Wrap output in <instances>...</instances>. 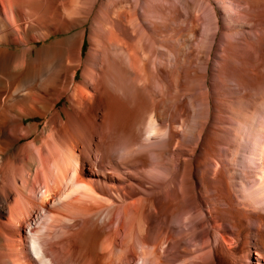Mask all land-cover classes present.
<instances>
[{
  "label": "rangeland",
  "instance_id": "374dc122",
  "mask_svg": "<svg viewBox=\"0 0 264 264\" xmlns=\"http://www.w3.org/2000/svg\"><path fill=\"white\" fill-rule=\"evenodd\" d=\"M77 8L79 11L75 9L74 13L77 11L80 17H76L78 13L73 16L84 26L75 23V17L71 16L76 27L73 24L71 32L54 35L48 42H61L57 43L59 47L79 50L76 55L79 62L73 61L77 63L76 81L88 96L94 91L91 78H98L99 74L115 94L112 99L106 97L101 87V98L96 95L85 100L80 114L88 125L102 124L115 117L121 131L125 128L118 135L120 147L114 151L120 153L114 155V166L101 162L98 144L102 143V136L97 129L90 137L81 138L76 132L72 119L76 111L69 94L58 98L56 94L50 96L49 92L38 90V95L17 110L10 109L6 124L18 120L19 113L29 114L17 127L16 132L23 136L20 142L12 145L11 135L12 146L7 144L11 154L9 151L0 154V194L11 192V196L6 193L10 196L9 207L0 211V251L13 247L21 250L31 233H35L49 257L56 264H65L71 249L75 251L71 254L80 255L83 235L99 231L88 219L95 220L98 216L100 223L105 215L100 224L105 222L102 224L105 232L117 234V242L115 252H107L109 259L104 257L107 253L103 257L113 258L114 264H141L132 250L144 233L150 238L149 251L163 247L161 263L257 264L258 237L264 233V0H80ZM83 9L90 10L84 14ZM67 38L71 44H66ZM42 44L44 41L38 42V46ZM63 52L61 57L58 55L59 62L57 55L54 58L52 63H58L51 71L61 70L65 57L74 64L68 53ZM109 55L117 57L110 74ZM254 65L260 66L259 76L252 68ZM135 73H145L148 80L134 85L127 75L130 78ZM51 74L40 79L38 87L42 88ZM83 78L85 82L81 83ZM43 95L50 96L46 103L51 104V109L42 103ZM108 107L112 108L110 114L106 111ZM140 112L144 115L140 116ZM137 114L140 122L132 121ZM50 117H54L52 124ZM147 123L153 127L148 129ZM31 124L35 125L30 127ZM28 125L31 132L26 130L27 133ZM126 127L141 133L129 152L136 157L130 163L121 160L126 156V145L121 144L128 137ZM50 147L56 149L52 151ZM61 147H65L63 152ZM12 149L20 150L21 160H15ZM31 149L37 155L34 159L29 155ZM38 152L39 155L50 152L48 156L52 158L48 164L51 171L46 175H52L55 183L50 184L52 191L45 201L41 187L47 177L36 172L41 156ZM75 157L81 163L79 181L92 183L99 194L95 200L106 205L103 209L89 206L95 200H83L78 193L58 200L68 188L65 179L72 175ZM18 167L24 169L18 170L21 174L29 176L25 194L19 186L22 177L15 171ZM180 172L187 173L185 178H181ZM24 198L25 202L33 200V204L27 202V207L24 206V201L21 202ZM225 211L235 213L233 218L237 220H224L220 212ZM164 238L168 240L162 245ZM82 252L90 256V264H100L95 262L98 259L92 251ZM79 255L73 254L74 260L67 263L78 264ZM27 257L25 263L38 264ZM15 258H11L15 263L20 261ZM149 259L145 264H155L157 257L150 254ZM12 261L9 263L15 264Z\"/></svg>",
  "mask_w": 264,
  "mask_h": 264
},
{
  "label": "bare ground",
  "instance_id": "6f19581e",
  "mask_svg": "<svg viewBox=\"0 0 264 264\" xmlns=\"http://www.w3.org/2000/svg\"><path fill=\"white\" fill-rule=\"evenodd\" d=\"M80 1V0H79ZM78 0H0V154L1 153H5L7 151H9V146L7 144H9V139L11 137V135H13V138L11 137V142L12 145L13 143H16L19 141V139L21 137H23L22 135H19L16 131L18 130L17 127L18 125H20L21 122H23V120L26 118V116L29 114V112L27 113V115H25L24 113H19V119L16 120L15 122L12 121L9 124H6L7 121V116H9L8 111L13 108L16 107V110L18 108L19 105H21L22 103H24L26 100H29V98H33L34 95L37 94L38 90H44V94L45 92L48 93L49 95L52 94H56V96H58V98H61V96H63L64 94H69V98L71 100V104L73 106V108L76 111V115L72 117L73 120H75V130L76 132L81 136H88L90 137L91 135L94 134L95 129L99 130L100 132V137L102 136V143L98 144V148L101 150V162L104 164L105 162H109L112 164V166H114V161L113 159H115L117 156V154L119 153H114V151H116L119 147H120V142L118 140V135L122 132H124V129L121 131V127L120 125H118L117 123H115V117H113L110 121H106L104 120L102 124H98L95 122H92V125H88V122H86L82 116V114H80L82 108H83V104L84 101L87 100L88 98H94V96L98 95V97L100 96L101 98V87H103V93L107 96H110L111 99L114 98V93L110 90V87H108L107 85H105V83L103 82V79L101 77V74H99L98 78H95L92 76L91 81L92 84L94 85V91L92 93H90L91 96H88L85 91H83L80 87H79V82L77 83L76 81V76H77V71H76V65L77 63H74L76 60L78 61V59L76 58L77 55V51L79 50H75L73 49V47H59L58 44H60L59 42H48L52 36L60 34V33H66L69 32L72 27H76L72 20L71 22V16H73L74 10L77 9L79 11V9L77 8V4L79 2ZM262 1V0H261ZM79 6V5H78ZM79 8H83V7H79ZM85 8V7H84ZM256 9V8H255ZM90 10V9H89ZM86 10L84 11L83 9V13L87 14ZM82 11V10H81ZM76 13H78L77 11H75ZM91 12V11H90ZM74 13V14H76ZM80 13V14H83ZM259 13V12H258ZM90 14V13H89ZM88 14V15H89ZM229 14V13H228ZM79 15V13H78ZM230 15V14H229ZM84 16V15H83ZM76 17H80L76 16ZM75 17V19H76ZM71 18V19H70ZM82 18V16H81ZM84 18H86L85 20H87V16ZM83 18V19H84ZM95 18V17H93ZM78 19V18H77ZM77 19L75 20V23L77 21ZM97 19V18H95ZM99 20V19H98ZM231 20V19H230ZM97 21V20H96ZM80 22L82 24V21H77ZM85 22V21H84ZM100 23V22H99ZM97 21V24H99ZM74 24V25H73ZM80 24V25H81ZM73 25V26H72ZM79 25V26H80ZM84 26V23L82 24ZM73 27V28H74ZM78 28V27H77ZM74 30V29H73ZM82 30V29H81ZM211 31V30H210ZM71 32V31H70ZM209 32V31H208ZM76 34V33H75ZM77 35V34H76ZM75 35V36H76ZM74 36V37H75ZM82 37V36H81ZM81 37L79 39H77V41L79 42ZM72 38V37H71ZM40 41H44V44H42V46H38V42ZM67 43H70V40L67 38L64 40ZM65 42L63 44H65ZM72 42V41H71ZM71 44V43H70ZM74 44H77L74 42ZM235 44V43H234ZM16 46V47H15ZM65 46V45H64ZM70 46V45H68ZM78 48V45H75ZM74 46V47H75ZM80 46V45H79ZM65 48V49H64ZM206 49V48H205ZM66 51L68 53V56L70 57L71 62H73L74 67H72L73 65H71L70 63H68V60L65 59L67 57H65L63 59V64L61 65V70L59 71H51L52 66L58 61L59 62V58L61 57V52ZM64 52L62 53L64 55ZM118 52V51H117ZM139 52V51H138ZM60 54V55H59ZM134 54V53H133ZM58 58V55L60 56L58 58V60L53 64L52 62H54V58L56 57ZM62 55V56H63ZM71 55H73L74 57H72ZM116 56V55H115ZM135 55H131V57ZM64 57V56H63ZM111 55L108 56V58H110ZM114 55L112 56V58L109 59V68L111 69L110 71H108V73L112 70V66L117 64L116 58L114 57ZM137 57V56H136ZM74 58V59H73ZM138 58V57H137ZM256 58V57H255ZM69 59V58H68ZM139 59V58H138ZM184 59V58H183ZM133 61H135L132 58ZM76 61V62H77ZM140 61V60H139ZM57 62V63H58ZM79 62V61H78ZM138 62V61H137ZM56 63V64H57ZM71 65V66H69ZM79 66V65H78ZM255 66V65H254ZM117 67V66H116ZM115 67V68H116ZM56 68V67H55ZM59 68V67H58ZM137 68V67H136ZM254 68L253 70H257L256 71V76H259L261 74V69L260 66H255L252 67ZM251 68V69H252ZM114 69V68H113ZM57 70V68L55 69ZM251 71V70H250ZM52 73L45 85L40 88L38 87L37 82L40 79L45 78L48 74ZM106 73V74H108ZM109 73V74H110ZM140 73V72H138ZM108 74V75H109ZM134 75V74H131ZM84 78L86 77L85 73H84ZM110 76V75H109ZM126 77V75H124ZM88 77V76H87ZM123 77V75H122ZM129 82L131 81L134 85L136 83L141 84L146 82V80H148L147 76L145 75V73L142 74H136L134 77H130L127 75ZM84 78L82 79L81 83L85 82ZM106 78V76H105ZM117 78V77H116ZM86 79V78H85ZM108 79V78H107ZM109 80V79H108ZM124 80V81H127ZM128 83V82H127ZM84 89V88H83ZM40 92V91H39ZM38 92V93H39ZM89 94V93H88ZM38 95V94H37ZM47 95V94H46ZM51 96V95H50ZM50 96L48 98L44 97V99L42 98V100L47 104L46 102H48V99L50 98ZM117 97L115 96V99ZM37 99V98H36ZM145 99V98H144ZM38 100V99H37ZM39 100L41 101V99L39 98ZM109 100V99H107ZM114 100V99H113ZM117 100V99H116ZM31 101V100H30ZM28 101V102H30ZM58 101V100H57ZM111 102H113L112 100H110ZM115 101V100H114ZM39 103V102H38ZM41 103V102H40ZM28 104V103H27ZM35 104V103H34ZM100 104V103H99ZM25 105V104H23ZM29 105V104H28ZM48 105V104H47ZM49 105H51L49 103ZM47 106V109H51V106ZM46 106V105H45ZM53 106V105H52ZM15 110V109H14ZM16 113V111H14ZM143 110V109H142ZM141 110V111H142ZM151 110V109H150ZM47 110H45L44 112L46 113ZM109 114L112 112V108L108 107L106 110ZM140 111V110H139ZM147 111V110H146ZM153 111V110H152ZM19 112V111H17ZM137 112V111H136ZM31 113H35L32 112ZM47 113H49L47 111ZM107 113V114H108ZM141 113V112H140ZM11 114V113H10ZM17 114V113H16ZM24 114V115H23ZM18 115V114H17ZM139 114H137L135 116V118H131L132 121L136 120ZM144 115V113H143ZM142 113L140 116H143ZM54 116V115H53ZM60 116H62L60 114ZM108 116V115H107ZM151 116V115H150ZM13 116H11L12 118ZM52 117V116H51ZM49 120V123L52 124L51 122L54 121V117L51 118ZM117 117V116H116ZM10 118V117H9ZM17 118V117H16ZM14 118V119H16ZM150 118V117H149ZM53 119V120H52ZM139 119L141 120V117H139ZM145 119V118H144ZM142 119V120H144ZM7 120V121H6ZM52 120V121H51ZM55 122V121H54ZM137 122L138 121L137 119ZM109 123V124H108ZM134 123V122H133ZM132 123V124H133ZM150 123V122H149ZM149 123H147L149 125ZM143 124V123H142ZM22 125V123H21ZM35 125V124H34ZM34 125H30V127L34 126ZM130 126V125H129ZM128 126V127H129ZM132 126V125H131ZM146 126V125H145ZM152 123L151 125H149L147 128L151 129ZM165 126V125H164ZM25 127V126H24ZM150 127V128H149ZM158 127V126H157ZM127 128V127H126ZM135 128V126H134ZM133 127L127 128L128 133H126V135H128L127 140L124 141L121 144L126 145L125 146V150H126V156L121 158L122 161L126 162V163H130L133 162L134 159H136V157H134L133 155H131L129 152H131V150H133V145L136 143L137 138L139 137V135L136 133V130ZM34 129V128H31ZM156 129V128H154ZM152 129V131L154 130ZM30 131L29 125L28 128L26 129L25 127V131ZM147 130V129H146ZM163 130V129H162ZM26 131V132H27ZM35 131V130H34ZM53 131V130H52ZM73 131V130H72ZM148 131V130H147ZM151 130H149L150 132ZM151 131V132H152ZM164 131V130H163ZM27 132V133H28ZM31 132V131H30ZM144 132V131H143ZM150 132V134H151ZM23 134V133H22ZM163 134V133H162ZM26 135V134H25ZM24 135V136H25ZM122 135V134H121ZM161 135V134H160ZM27 136V135H26ZM76 136V135H74ZM124 136H122L124 138ZM52 137V136H51ZM60 137V136H59ZM122 137L120 139H122ZM42 138V137H41ZM50 137H48L49 140ZM53 138V137H52ZM52 138L50 140H52ZM61 138V137H60ZM76 138V137H75ZM74 138V139H75ZM82 138V137H81ZM46 139V138H44ZM55 139V138H54ZM58 139V138H57ZM84 139V138H83ZM43 140V138H42ZM49 140V141H50ZM62 140V138H61ZM39 141V140H38ZM45 141V140H44ZM63 141V140H62ZM20 142V141H19ZM31 142V141H30ZM30 142H29V146H30ZM47 142V141H46ZM53 142V141H52ZM56 142V141H55ZM76 142V141H75ZM101 142V141H100ZM33 143V142H32ZM31 143V145H32ZM65 143V142H64ZM11 144V143H10ZM9 144V145H10ZM46 144V143H45ZM43 144V145H45ZM48 144V143H47ZM46 144V145H47ZM57 144V143H56ZM59 144V143H58ZM67 144V142H66ZM73 144V143H72ZM10 145V146H12ZM39 145V144H38ZM45 145V146H46ZM51 145V144H50ZM55 145V144H53ZM63 145V144H60ZM7 146V147H6ZM36 146V145H35ZM42 146V145H41ZM57 146V145H56ZM59 146V145H58ZM57 146V147H58ZM68 146V145H67ZM14 147V146H13ZM20 147V146H19ZM33 146H30V148ZM38 147V146H37ZM36 147V148H37ZM63 147V146H62ZM61 147V148H62ZM70 147V146H69ZM25 148V147H24ZM29 148V147H28ZM34 148V147H33ZM52 151H54L55 149L53 147H50L49 149ZM61 148L59 149L61 151ZM65 148V147H64ZM64 148H62V152L64 151ZM68 148V147H67ZM11 149V148H10ZM41 147L39 146L38 151H41ZM45 149V148H44ZM15 150L13 152V157L16 159H20V150L18 149H12ZM23 150V148H22ZM121 150V149H120ZM123 150V149H122ZM35 151V148H34ZM33 149H31L29 151V155L34 159V157H37V155L35 156ZM138 151V150H137ZM10 152V153H9ZM8 153L11 154L12 151H9ZM25 152V150H24ZM37 152V151H36ZM47 152V151H46ZM46 152H43L42 155H39L38 152V156H40V162L37 161L38 165L36 167V172H43V177L46 176L50 173L49 168H48V164H50L51 162H49V153L48 154ZM68 152V151H67ZM69 152H71L70 154H72V151L69 150ZM60 153V152H59ZM66 153V152H65ZM74 153V152H73ZM43 154L45 156H43ZM51 154V153H50ZM58 154V153H57ZM61 154V153H60ZM116 154V155H115ZM24 155V154H23ZM49 155V156H48ZM53 155V154H52ZM51 155V156H52ZM66 155V154H65ZM74 155V154H73ZM72 155V156H73ZM116 157H115V156ZM125 155V154H124ZM27 156V155H26ZM55 156V155H54ZM52 156V157H54ZM62 156V155H61ZM76 156V155H75ZM30 157V158H31ZM58 158L60 157L59 155L57 156ZM67 159V156H65ZM13 158V159H14ZM61 158V157H60ZM69 158V155H68ZM76 158V157H75ZM36 159V158H35ZM39 159V158H38ZM52 159V158H51ZM55 159V158H54ZM65 159V160H66ZM23 160V158H22ZM62 160V159H61ZM70 160V159H69ZM3 161V160H2ZM8 161V160H7ZM17 161V160H16ZM53 161V160H52ZM73 161V160H72ZM100 161V160H99ZM9 164H13L12 162L8 161ZM19 162V161H18ZM30 162V161H29ZM55 162V161H53ZM52 162V163H53ZM58 162V161H57ZM71 162V160H70ZM97 161L94 162V164ZM115 162L117 163V161L115 160ZM137 162V161H134ZM60 163V162H59ZM69 163V161H68ZM73 163V162H72ZM79 159L78 157L74 160V166L72 168L73 172L72 175L68 178L65 179V183L68 185L67 190L64 193H61V195L59 196L58 200H63L66 197H69L70 195H72L73 193H78L81 196H83V200H85L86 198H90L95 200V196H99V194L95 191L94 187L92 186V183H90V181H79V177L82 176V172L79 169ZM101 163V164H102ZM2 164V163H1ZM7 165V162L4 163V165ZM22 164V163H21ZM63 164H65L63 162ZM72 164V165H73ZM81 164V163H80ZM106 165H108L107 163H105ZM18 165V164H17ZM54 165V164H52ZM68 165V164H67ZM97 165V164H96ZM2 166V165H1ZM23 166V165H22ZM57 166L59 167V164H57ZM62 166V165H60ZM105 166V165H104ZM110 166V165H109ZM21 167V166H20ZM50 167V166H49ZM81 167V166H80ZM96 167V166H94ZM106 167V166H105ZM14 168V167H13ZM12 168V169H13ZM54 168V166H53ZM57 168V167H56ZM62 168V167H61ZM21 170L23 169L20 168ZM19 167L18 169L15 168V171L20 170ZM26 169V168H25ZM48 169V170H47ZM24 170V169H23ZM59 170V168H58ZM57 170V171H58ZM64 170V167H63ZM11 171V170H10ZM49 171V172H47ZM61 171V170H60ZM85 171V170H84ZM48 174H47V173ZM68 172V171H67ZM17 174V172H15ZM18 173L21 175V185L19 184V186H22L20 188L24 189V192L21 191V193L25 194V191H28V187H29V176L27 177L23 172L21 174V172L18 171ZM37 173V174H38ZM40 173V174H41ZM65 173V172H64ZM1 174V173H0ZM15 174V175H16ZM35 174V177L36 175ZM45 174V175H44ZM47 174V175H46ZM53 174V172H52ZM60 174H62V172H60ZM186 172H180V176L181 178L186 176ZM18 175V174H17ZM179 175V174H178ZM39 176V175H38ZM41 176V175H40ZM50 177L46 178V181L44 179V187H41L43 189L42 194L44 195L43 201H45L48 196H50L49 194L51 193V185L55 183V180L51 177L52 175H49ZM60 176V175H59ZM63 176V175H62ZM68 176V174H67ZM1 177V175H0ZM18 177V176H17ZM16 177V178H17ZM34 177V176H33ZM42 177V178H43ZM66 177V176H65ZM179 177V176H178ZM14 178V177H13ZM39 178V177H37ZM36 178V179H37ZM64 178V177H63ZM34 179V178H32ZM15 180V179H14ZM38 180V179H37ZM41 180V179H40ZM57 180V179H56ZM64 180V179H63ZM62 180V181H63ZM61 181V182H62ZM33 182V181H32ZM174 183V181H172ZM35 183V182H34ZM172 183V184H173ZM51 184V185H50ZM170 184V183H169ZM171 184V185H172ZM34 185V184H33ZM62 185V184H61ZM64 185V183H63ZM18 186V187H19ZM53 187H55L53 185ZM59 187V186H58ZM64 187V186H63ZM57 188V186H56ZM62 188V187H61ZM64 189V188H63ZM167 189V188H166ZM18 190L20 191V189L18 188ZM22 190V189H21ZM54 190V189H53ZM31 191V189H30ZM55 192V191H54ZM6 193H8V195L11 193L10 191H7ZM5 193L4 195L0 194V211H6V209L9 207L8 205V196ZM20 193V194H21ZM28 194V192L26 193ZM42 195V196H43ZM74 195V194H73ZM22 196V195H21ZM21 196H17L21 198ZM27 196V195H26ZM25 196V197H26ZM29 197V196H28ZM19 198V199H20ZM23 198V197H22ZM30 198V197H29ZM29 198H27L29 200ZM26 198H24L21 202H23ZM34 199V198H33ZM70 200V199H69ZM18 202H20L17 199ZM42 201V202H43ZM28 201H24L22 204H25L24 206L27 207V204H33V200L31 201V199ZM27 203V204H26ZM86 203V202H84ZM35 204V203H34ZM81 204V203H80ZM44 205V204H43ZM87 205V204H86ZM91 207H95L100 209H103V206H106L104 204V201H101V204L99 202H97L96 200L94 201V203L92 204H88ZM93 205V206H92ZM16 206V205H15ZM23 205L20 206V208ZM29 206V205H28ZM31 206V205H30ZM33 206V205H32ZM19 207V206H18ZM16 207V208H18ZM13 208V207H12ZM11 208V209H12ZM16 208H13L16 209ZM24 207H22L23 210ZM108 208V207H106ZM126 208V207H125ZM109 209V208H108ZM258 209V208H257ZM10 210V209H9ZM20 211V210H19ZM15 212V211H14ZM69 212V211H68ZM215 212V211H214ZM235 212V211H234ZM3 213V212H2ZM24 213V211H23ZM29 213V212H28ZM51 213V212H50ZM225 219H229L232 220L233 217H235V213L229 211V212H220ZM19 214V213H18ZM56 214V213H55ZM95 214L97 215L98 212L95 211ZM111 214V213H109ZM219 214V213H218ZM220 214V215H221ZM21 215V212H20ZM215 215V213H214ZM236 215L239 216V213L237 214L236 211ZM25 216V214H24ZM56 216V215H55ZM58 216V215H57ZM62 216V215H61ZM113 216V214H112ZM221 216V217H222ZM21 217H23L21 215ZM21 217L18 216L17 221L21 222ZM98 216H96L97 218ZM100 217V215H99ZM103 218L105 217V215L102 216ZM174 217V216H173ZM261 218H263L262 216H260ZM57 218H61V217H57ZM94 218L93 219H88V221H90L94 226H96L97 229H99L98 232H96L93 235H83V237L80 239V242L83 245V249L80 251V255L79 252L77 254L72 253L71 252H75L72 251V249L70 251H68V253L70 254L67 260H74V255H79L80 258L78 259V256H76V258L78 259L77 262L78 264H90L91 261L90 260V256L88 255H84V252H82L83 250H90L92 251V253H94V255L97 257L98 261H95L96 263L99 262L100 264H114V261L111 260H106V256H108V253H114L115 252V244L117 242V234H113V233H107L104 230L103 227V222L102 224H100L103 221V218H100L102 221L99 223L97 221V219ZM108 218V217H106ZM112 218V217H110ZM238 218V217H237ZM234 219V218H233ZM16 220V219H15ZM235 221L237 219H234ZM53 221V220H52ZM100 221V220H99ZM105 221V218H104ZM13 222V221H12ZM19 222V223H20ZM240 222V221H239ZM16 223V222H15ZM14 223V224H15ZM52 223V222H51ZM48 224V223H47ZM50 224V223H49ZM90 224V223H89ZM234 224V223H233ZM239 224V223H238ZM240 225V224H239ZM90 226V225H89ZM105 226V225H104ZM234 226V225H233ZM244 228V226H243ZM247 228V227H246ZM260 232H262L260 230ZM86 233V232H85ZM261 234V233H260ZM59 236V235H58ZM57 236V237H58ZM52 238V237H51ZM60 236L57 238L58 241L61 239H59ZM171 238V237H170ZM54 239V238H53ZM259 239V244H260V250L258 249L257 252H255L257 254V264H264V233L262 235H260L258 237ZM149 240L150 238L148 237L147 233H144L142 235H140L138 237V240L136 241L137 243H135L134 247H133V254L137 255L138 257V262H141V264H145L147 262V260L150 257V254L155 255V257H157L155 264H165L164 261L162 262V253H164V249L163 247H161L160 249H153L152 252L149 251V249H147V244H149ZM168 239H165L162 241L164 245V243L167 242ZM43 242V241H42ZM41 242L39 236L37 237V235L35 233H31V235L28 237V242H26L27 244H25L21 250L17 249L16 247H13L12 249L10 248L9 250H5V251H0V259H1V263L0 264H10V260L12 261V257H16V260H20V261H16V263L14 262V260L12 262H14L15 264H28L25 262H28V259H26V256L31 257V260H36V262H38V264H56V262L53 261L52 258L49 257L48 252H46L45 247L43 246V243ZM25 248V249H24ZM69 248V247H68ZM141 249V251H139L138 249ZM186 248V247H185ZM184 248V249H185ZM67 249V248H66ZM122 250V249H121ZM131 251V252H132ZM89 252V251H88ZM108 252V253H107ZM130 252V253H131ZM140 252V253H139ZM107 253V255L105 254ZM86 254V253H85ZM103 254V255H102ZM105 254V256H104ZM92 255V256H94ZM113 255V254H112ZM94 256V257H95ZM106 258H104V257ZM27 257V258H29ZM103 257V258H102ZM109 257V256H108ZM111 257V256H110ZM75 258V260H76ZM116 258V257H115ZM114 258V260H116ZM192 258V257H191ZM195 258V257H194ZM93 259V258H92ZM95 259V258H94ZM109 259V258H107ZM66 260V259H65ZM64 260V261H65ZM106 260V261H105ZM150 260V259H149ZM148 260V261H149ZM67 261V262H68ZM102 261H104L102 263ZM108 261V262H107ZM121 261V260H120ZM187 261V260H186ZM193 261V260H192ZM197 262V260H195ZM10 262V263H9ZM65 262V264H69ZM70 262V261H69ZM75 262V261H73ZM71 262V264L73 263ZM76 262V263H77ZM64 262H62L63 264ZM188 263V261H187ZM61 264V263H60ZM74 264V263H73ZM117 264V263H116ZM120 264V263H119ZM186 264V263H185ZM192 264V263H191ZM193 264L194 263L193 261Z\"/></svg>",
  "mask_w": 264,
  "mask_h": 264
}]
</instances>
